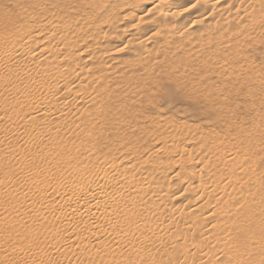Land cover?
I'll use <instances>...</instances> for the list:
<instances>
[{"label":"bare ground","instance_id":"obj_1","mask_svg":"<svg viewBox=\"0 0 264 264\" xmlns=\"http://www.w3.org/2000/svg\"><path fill=\"white\" fill-rule=\"evenodd\" d=\"M51 2L0 0V264H264V127L179 64L263 43L264 0ZM166 83L227 134L131 126Z\"/></svg>","mask_w":264,"mask_h":264},{"label":"rangeland","instance_id":"obj_2","mask_svg":"<svg viewBox=\"0 0 264 264\" xmlns=\"http://www.w3.org/2000/svg\"><path fill=\"white\" fill-rule=\"evenodd\" d=\"M51 1V10H66L68 5L69 9L72 10L76 7L77 0ZM101 4L112 6L116 4V0H101ZM86 7L90 8V4H87ZM120 44L121 42H111L109 45L119 47ZM107 49L105 47V50ZM117 57L126 62L133 60L130 50H124ZM179 64L190 77L192 83L221 86L237 95V100L232 101L236 112H230V118H234L238 123L243 120L244 125L249 127V131L254 126L264 127V42L246 48L239 55L231 56L227 65L225 61L217 59L206 62L202 66L196 57H181ZM216 66L225 68L226 72L222 75L212 73ZM155 99L158 105L157 110L149 107L147 103V107L142 108L141 112L137 108L131 110L130 115L138 119L131 126L147 123L151 118H168L170 123L201 127V129H207L212 134H220L221 136L227 134L218 123L208 121L209 117L217 114L207 107L206 103L194 105L192 102L183 100L180 98V93L170 83L161 86L155 95ZM128 120L131 121L132 119L129 118ZM118 130L120 132L121 128L119 127ZM248 132H243V134ZM234 135H236V131H231L228 138ZM252 143L253 141L236 146L235 150L247 152ZM172 182L169 195L175 196L182 191L183 185L179 184L178 181Z\"/></svg>","mask_w":264,"mask_h":264}]
</instances>
